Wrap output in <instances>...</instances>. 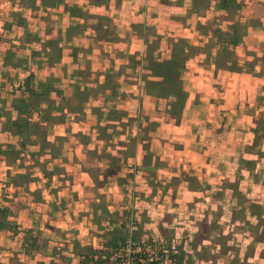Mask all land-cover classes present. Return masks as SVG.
Listing matches in <instances>:
<instances>
[{"label":"crops","instance_id":"obj_1","mask_svg":"<svg viewBox=\"0 0 264 264\" xmlns=\"http://www.w3.org/2000/svg\"><path fill=\"white\" fill-rule=\"evenodd\" d=\"M233 2L235 10L217 0H0V82L36 74L28 56L43 57L52 73L40 79L57 100L39 109L61 114L49 122L33 112L46 145L34 134L21 148L13 99L0 95V205L16 226L0 230V263L40 253L25 236L60 243L76 212L87 223L92 194L107 209L118 195L154 197L161 187L163 201L173 191L222 224L219 236L245 254L241 264H264V0ZM234 23L232 46L216 33ZM14 48L25 52L22 65L7 63ZM176 56L178 108L148 84L161 80L154 63ZM18 92L14 100L27 99Z\"/></svg>","mask_w":264,"mask_h":264},{"label":"rangeland","instance_id":"obj_2","mask_svg":"<svg viewBox=\"0 0 264 264\" xmlns=\"http://www.w3.org/2000/svg\"><path fill=\"white\" fill-rule=\"evenodd\" d=\"M0 33L2 34V30H0ZM28 38L30 39L32 37L28 36ZM16 44H13L16 48H19L21 45L18 43ZM2 47L3 45H0V48ZM14 51H16L15 48L12 51L6 52V54L9 52L7 63L17 62L22 65L24 63L23 57H25V52H22L23 50L19 51V53H21L20 55L23 57H17ZM28 57L33 61V63H28V68L32 67L33 71L36 72L34 77L46 79L47 73L50 72L42 69L44 68L42 62H46V60L43 59V57L42 59L40 57L32 59L33 57L31 55ZM25 61L27 62L26 59ZM12 74V76L10 75V77H8L11 80L13 79L11 81L12 83L6 81L0 82V95L6 99L7 103L10 101V104H12V99L14 101V97L12 96L15 92H18L19 89L22 88V93L20 90V92L16 94V97L20 96V93L22 94L21 96L26 93L24 89V77L21 78L20 76L23 75V72L19 75V73L14 71ZM1 75H6V72H0V76ZM20 79H23L21 85L19 84L20 82L18 83ZM10 91H12L13 94H11ZM39 91L45 93L44 91ZM47 92L48 93L44 97L51 102L41 101V104H44V106L46 104L48 107L56 105L54 100H57V98L54 92L57 93V91L55 90L50 95V91ZM10 95L11 98H9ZM58 103H60V101ZM41 109L39 118L43 119V117L46 116V121L49 122H54L53 120H55L56 116L61 115L59 114V108L57 110H55L56 108L53 110L46 109V107ZM52 114L54 115L52 116ZM25 116L27 117L25 119L30 123L35 121L34 117L37 118L36 115H34L33 118L32 115H24L22 117ZM51 130L50 128L48 129L49 132ZM37 135L39 137L42 136L41 133ZM159 189L160 192L154 195V197L145 194L148 195V197L144 198L143 195L140 194L138 196L133 195L132 198L130 197L131 199H123V195H118V197L114 199L116 202L108 203V208L105 209L104 212H102L104 207L97 201V197L92 194L87 202L88 204L85 206V208L89 209L91 212L89 216L87 215L89 218L87 223L82 216V213H85V211L76 212L74 214L76 220L73 222V227L70 229L72 233L68 231L57 234V237L61 241L60 243L47 244L45 241L41 243L42 239L38 237L39 243L37 245H31L30 237L25 236L23 241L26 240L28 242V248H35V250H38L40 253H34L36 255L31 254L29 260H24L22 262L20 256H12L8 264H79V260L93 255V253H89L88 250H85L86 246L97 249V256H100L102 259V257L106 256L103 254L105 249L103 242L107 238V232L116 227H119L122 231L129 229L130 232L135 233V241H132V244L136 243L138 248H136L137 250L135 251H139L142 247H145L146 252L142 258L133 264H172L169 256L174 253L177 254L179 251L183 252L182 264H241L240 260L245 254L240 251V248H235L234 245L226 243L228 239L238 245L235 238H225L222 234L219 236L220 230L218 226H222V224L210 223V220L208 221L205 217L201 219V217L198 216L201 206L179 202L175 199V195L172 193L173 191L168 192L165 189L164 192H166V197L163 201V197L160 196L162 189L161 187ZM94 204L96 205L94 209L97 212L93 213L94 209L91 206ZM80 218H82V220H79ZM79 222L82 224L81 230L83 233L73 232V229L76 228ZM33 235H35V233ZM233 248L237 249V251ZM45 251H47V253ZM77 252L81 253L83 256H77ZM41 253H45L46 255ZM113 257L114 256H109L108 260L114 261ZM242 261L245 260H241V262ZM125 264L130 263L125 262Z\"/></svg>","mask_w":264,"mask_h":264},{"label":"trees","instance_id":"obj_3","mask_svg":"<svg viewBox=\"0 0 264 264\" xmlns=\"http://www.w3.org/2000/svg\"><path fill=\"white\" fill-rule=\"evenodd\" d=\"M234 0H217V4L220 8L226 10H235L234 7ZM234 6V7H233ZM231 7V8H230ZM226 32H218L216 36L218 39L226 40L232 46L235 45L238 40L240 39V33L238 30V26L234 23L232 26L228 28ZM8 58V54L6 59ZM183 59L179 56H176V59L171 61L164 62V65H159V63H154V72L156 75L161 78L159 81L149 82L148 84L151 88H155L166 95H174V105L178 108L183 103V92L180 88L179 81V73L183 69ZM24 89L27 94V99H16L13 101L14 108L18 112V119L10 122L15 133L19 135L21 138L20 140V147L25 148L26 145L30 144L32 136L34 134H38V132L42 135L43 140V131L37 124L30 123L26 116L24 115H31L34 111L41 115V110L39 109V104L41 101H48L45 99V95L48 93L47 91L50 90L51 86L48 81H43L37 77H34L32 74H28L24 79ZM33 81V83H32ZM31 84V85H30ZM44 91L45 93L40 92ZM34 106V107H33ZM49 113V112H48ZM50 116V113H49ZM42 118V116H41ZM44 121L47 120L46 116L43 117ZM41 130V131H40ZM41 141V142H42ZM46 145V144H45ZM4 152L0 148V154ZM105 211V208L102 209V212ZM9 212L8 209L2 205H0V230H10L15 232L16 226L15 224L8 220ZM15 229V230H14ZM135 233L130 232L129 229L127 230H120L119 227L112 228L110 231L107 232V238L103 242L104 251L103 254L106 255L105 257L97 256L98 250L92 248L91 246H86L85 250H88L89 253H93L92 256H87L83 260H79V264H125V262H129L133 264L134 262L138 261L144 255L145 247H142L139 251L137 250L136 243L132 244V241H135ZM35 240H37L35 238ZM26 241V240H25ZM131 241V243H130ZM27 242V241H26ZM31 245L35 244V241L30 238ZM28 243V242H27ZM137 248V249H136ZM96 253V254H95ZM77 256H83L81 253L77 252ZM109 256H114V261H109ZM170 262L172 264H182L183 252L179 251L177 254L170 255ZM104 258V259H103Z\"/></svg>","mask_w":264,"mask_h":264}]
</instances>
